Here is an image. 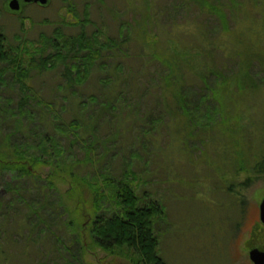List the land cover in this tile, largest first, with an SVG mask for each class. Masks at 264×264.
Listing matches in <instances>:
<instances>
[{
    "label": "trees",
    "instance_id": "1",
    "mask_svg": "<svg viewBox=\"0 0 264 264\" xmlns=\"http://www.w3.org/2000/svg\"><path fill=\"white\" fill-rule=\"evenodd\" d=\"M229 1L230 3L223 0H172L170 4L161 7L149 2L145 7L142 24L136 25L133 32L140 41L146 40V37L153 40L151 43L155 47L150 52V58L156 62L159 70L157 79H151L149 83V86H156L153 87L155 94L151 91L149 95L146 88L139 93V101L144 103L149 95L148 101L154 102L149 104H153L154 108L161 107L168 116L172 136L184 148H191L192 151L197 149L202 161L211 166L207 167L204 179L209 182L220 180L221 185L217 183L219 186L214 184L215 187L230 197V217L224 218L221 223L230 220V225L236 231L241 227L247 204L243 190L255 180H264V117L257 123L253 120L252 123L255 124L250 125V130L247 127L250 123L247 124V120L242 122V114L248 112L246 105H251L250 100L257 95L264 94V78L255 77L253 74L256 73L252 71L255 65L253 62L258 63V69L264 71V46L255 49L248 41L243 45L241 37L231 40V34L234 35L240 23L235 22L231 27L227 25L226 9L232 8V0ZM237 5L244 12L250 11L246 6L247 2H237ZM179 9L186 16L175 22L170 12H178ZM162 14L167 18L164 22L161 21ZM204 15L207 19L198 22L197 19ZM214 19L218 22L217 25ZM261 21L264 24V20ZM90 22L85 12L82 19L73 23L79 29L75 34L65 35L56 28L51 36H38L39 45L35 46V50L30 51L24 47V52L31 59L29 63L39 70H50L58 62L63 63L64 80L59 88L66 89L67 92L62 94V98L64 102L69 98L75 102L76 114L78 117L82 114L83 120V114L93 112V115L86 117L89 119V130H93L104 113H109L116 116L118 123L114 131L120 133L128 126L125 123L128 112L117 104L123 98L121 93H127L126 87L133 84L130 78L121 77L124 62L113 66L105 62L99 65L97 63L104 56L103 52L109 49L116 48L114 51L118 52L112 57H126L125 46L127 48L132 44L131 29L134 26L127 21L119 22L116 36L101 39V27L86 32V25ZM151 26L163 28L170 39L157 44L158 39L154 40L153 37L158 36V33H152ZM183 27L185 29H181ZM195 31L196 36L192 38L190 35H195ZM6 62L12 64L14 71L20 74L19 81L28 75L22 58L17 56V52L7 48L6 36L0 32V77L5 72L2 65ZM95 67L100 69L96 95L88 90L86 91L91 94L86 95L85 91L79 94L78 87L82 85L83 89L87 85L86 81ZM136 88L134 87V91L137 92ZM36 96L39 102V95ZM30 99L27 93L21 95L15 110L8 111L5 109L7 105L0 101V122L8 117L3 112H9L18 118L12 131L3 133L0 130V186L7 189L6 194L0 195V264H48L49 251L57 252V257L62 259L63 250L69 258L66 254L64 261L56 259L51 264H82L78 254L70 250L72 245L78 248V241L71 246H64L52 230L55 223L48 221L43 206L36 205L33 200L36 193L43 191L40 188L53 189V180L62 179L64 175L71 177L75 185L86 184L92 190L94 199L89 208L90 220L84 222H88L90 236L96 245L106 251L121 254L132 264H167L161 256L160 238L155 231L156 221L164 214L163 204L149 195L141 198L137 194L132 180L136 176L129 167L123 168L122 175L117 179L103 174L102 184H98L95 179L74 173L68 164L60 166V162H64L66 148L55 136L39 131L38 127L32 130L30 125V132L26 131L25 136H18L22 126L19 117L32 115L31 111L24 108ZM54 103L55 101L43 103L46 113L55 119L53 128L64 137L72 136L69 137L72 144H82V123L78 117L64 123ZM94 105L98 109H93ZM257 105L254 103L253 107L256 108ZM144 110H147L144 114L147 122L158 120L159 115L149 117L150 112L145 104ZM116 111L118 114L115 115ZM43 117L45 116L42 114L41 118ZM180 119L182 121L179 125ZM24 127L25 125L22 130ZM43 127L45 128L41 124V128ZM146 133L149 134L150 131ZM200 163L202 162L195 163V166ZM44 164L53 167L46 179L41 180L39 190L37 179H32V175L34 168ZM7 175H12V179L8 180ZM22 179H31L30 189L16 185V180ZM31 187L34 188V193L36 191L35 194ZM107 190L111 192L118 208L109 215L101 210ZM205 205L208 208L210 206ZM84 222H79L76 228H85ZM79 249H82V244Z\"/></svg>",
    "mask_w": 264,
    "mask_h": 264
},
{
    "label": "rangeland",
    "instance_id": "2",
    "mask_svg": "<svg viewBox=\"0 0 264 264\" xmlns=\"http://www.w3.org/2000/svg\"><path fill=\"white\" fill-rule=\"evenodd\" d=\"M170 1L172 0H47L44 5L20 1L19 11L11 13L7 5L8 0H0V32L6 36L7 48L17 52V56L23 60V66L28 69V75L19 81L18 78L21 76L14 71L12 64L6 62L2 65L5 72L0 77V101L7 105L5 109L8 111V109L15 110L21 95L27 93L31 97L24 108L31 111L32 115L25 114L19 117L20 123L25 127L22 130L21 126L18 136H25L26 131L30 132V126L32 130L38 127L39 131L55 136L66 148L64 162L61 161L60 166L68 164L71 166V171L80 176L85 175L95 179L98 184H102L103 174L117 179L122 175L125 167L134 171L136 177L132 180L137 194L141 198L149 195L163 204L164 214L156 221L155 231L160 238L161 256L167 264H253L248 257V250L254 246L264 248V230L259 226L258 215L259 202L264 196V180H255L250 187L243 190L247 204L239 230L235 231L230 225V220L221 223L224 218L230 217L229 195L215 187L214 184H220V180L209 182L204 179L206 169L208 170L207 167L210 165L202 161L203 158L199 156L197 149L192 151L191 148H184V145L172 136L171 127L167 122L168 116L161 107L154 108L152 107L154 102L148 101L151 91L155 94L153 87H156L149 86V83L151 79L156 80L159 74L156 62L150 58V52L155 45L151 43L153 40L150 37H146V40H142L143 42L140 41L133 30L137 27L136 25L142 24L145 18V7L149 2H154L161 7V5L170 4ZM223 1L230 3L229 0ZM237 2H247L246 6L250 8V11L240 10ZM85 12L91 21L86 25V32L89 33L96 27H101L103 31L101 39L116 36L119 22L127 21L134 26V29H131L132 44L127 48L125 46L124 52H127V56L112 57L118 52L114 51L116 48L109 49L103 52L104 56L97 63L99 65L105 62L113 66V64L124 62L125 75L123 73L121 77L130 78L133 84L126 87L127 93H121L123 98L119 99L117 104L123 107V111L128 112L127 121H125L128 126L120 133L114 131L118 123H116V116H111L109 113H104L103 118L97 121L93 130H89L87 126L89 119L86 117L93 115V112L83 114L85 117L83 120L82 114L79 117L76 114L75 102H72L70 98L64 102L62 98V94L67 92L66 89L59 88L64 80L63 63L58 62L50 70H39L29 63L31 59L24 52V47L30 51L35 50V46L39 45L38 36L40 34L51 36L56 28L65 35L75 34L79 29L73 23L82 19ZM226 12H228V16L226 15L228 26H233L235 22L240 23L234 35L231 34L232 41L236 40V37H241L244 40L243 45L248 41L255 49L264 46V24L261 21L264 20V0H232V8L226 9ZM170 14L175 22H179L186 16L182 9ZM205 19L207 16L204 15L197 21ZM165 20L167 18L162 14L161 21ZM214 21L217 22L216 19ZM248 27L251 29H247ZM151 29L152 33L153 31L158 33V36L153 37L154 40L158 39L157 44L170 39L163 28L151 26ZM190 36L194 38L196 31L195 35ZM253 64L255 65L252 71L256 73L253 75L264 78L263 69H258V63L253 62ZM90 75L86 81L87 85L83 89L82 85L78 87L79 94L85 91L86 95L91 92L96 95L100 69L95 67ZM27 87L28 89H23ZM134 87H137V92L134 91ZM146 88L150 94L143 103L138 97L139 93ZM36 94L39 95V102L36 100ZM52 101H55L54 107L64 123L78 117L82 123V144L78 142L72 144L69 139L72 136L64 137L53 128L55 119L46 113L43 105L44 102ZM149 102L153 103L152 106ZM250 102L252 106L246 105L248 112L242 114V122L247 120L246 123H250L247 125L248 129L250 125H254L264 117V94L257 95ZM254 103L258 104L256 108L253 107ZM144 104L150 112L149 117L159 115L158 120L146 121L144 114L147 110H144ZM94 108L98 109V106L94 105ZM3 114L8 117L0 122V130L6 133L13 130V124L18 118L9 112H3ZM42 114L45 117L41 118ZM253 120L255 123H252ZM181 121L182 119L179 120V125ZM41 124L45 128H41ZM84 128L87 129L84 130ZM148 131H150L149 134L146 133ZM197 162L202 163L195 166ZM52 167V165L44 164L34 168L32 179H37L38 189L41 180L50 173ZM15 183L21 188L30 189L31 179L16 180ZM53 185V189L40 188L43 190L40 194L36 191L35 194L34 188H31L35 194L34 203L42 205L48 221L55 223L52 225V230L59 236L62 244L71 246L75 241H78L79 245L82 244L81 250L79 245L78 248L73 245L71 246L73 249L70 247L74 254H78L82 264H132L121 254L106 251L93 242L88 222H84L90 220L89 208L94 199L91 188L86 184L75 185L68 175H64L62 179L53 180ZM2 187L0 186V189ZM104 196L101 210L109 215L118 208L109 190ZM205 204H210L209 208ZM233 216L236 217V214ZM79 222H84L85 228L78 230L76 225ZM61 253L62 259L57 257V252L49 251L48 264H51L52 260L61 259L59 261L62 262L67 256L69 258L64 250Z\"/></svg>",
    "mask_w": 264,
    "mask_h": 264
},
{
    "label": "water",
    "instance_id": "3",
    "mask_svg": "<svg viewBox=\"0 0 264 264\" xmlns=\"http://www.w3.org/2000/svg\"><path fill=\"white\" fill-rule=\"evenodd\" d=\"M27 1V0H24ZM38 1L39 4H46L47 0H34ZM8 9L10 12H18L20 9V3L18 0H8L7 2ZM259 218L261 223L264 224V196L259 202ZM248 257L253 264H264V249L259 248L258 246L251 247L248 250Z\"/></svg>",
    "mask_w": 264,
    "mask_h": 264
},
{
    "label": "flooded vegetation",
    "instance_id": "4",
    "mask_svg": "<svg viewBox=\"0 0 264 264\" xmlns=\"http://www.w3.org/2000/svg\"><path fill=\"white\" fill-rule=\"evenodd\" d=\"M20 1H23V2H25V3L33 2V3H38V4H39L38 1H34V0H27V1H24V0H18L19 3H20ZM11 13H12V12H11ZM13 13H15V12H13ZM29 169H30V166H29ZM7 179H8V180H11L12 178H11L10 175H7ZM6 191H7V189H6L5 187H2V188L0 189V195L6 194ZM258 215H259V214H258ZM259 226H261V227L263 228V230H264V224L261 223L260 219H259Z\"/></svg>",
    "mask_w": 264,
    "mask_h": 264
}]
</instances>
